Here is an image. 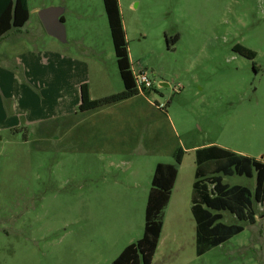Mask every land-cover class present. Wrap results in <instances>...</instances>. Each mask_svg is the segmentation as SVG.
Returning <instances> with one entry per match:
<instances>
[{"label": "rangeland", "instance_id": "1", "mask_svg": "<svg viewBox=\"0 0 264 264\" xmlns=\"http://www.w3.org/2000/svg\"><path fill=\"white\" fill-rule=\"evenodd\" d=\"M118 4L132 71L152 86L86 113L67 95L59 127L47 134L41 124L0 132V264H110L143 236L159 163L175 165L177 175L151 264H264V203L254 204L253 225L222 212L223 223L243 231L201 255L191 213L195 150L217 146L264 160V0ZM28 5L23 35L0 40L1 69L24 47L47 52L52 43L66 58L65 82L82 71L93 100L123 90L102 0ZM48 7L64 9L65 43L40 24L38 10ZM59 74L50 71L60 91ZM223 183L253 191L255 177L223 176Z\"/></svg>", "mask_w": 264, "mask_h": 264}, {"label": "trees", "instance_id": "2", "mask_svg": "<svg viewBox=\"0 0 264 264\" xmlns=\"http://www.w3.org/2000/svg\"><path fill=\"white\" fill-rule=\"evenodd\" d=\"M110 31L113 51L123 90L100 99H91L87 84L80 86L78 110L86 112L119 102L139 92L135 87L126 46L125 33L120 17L118 0H102ZM29 18L26 0H0V38L11 29L21 28ZM62 19V18H61ZM169 44V41L166 40ZM235 51L247 58L254 53L239 45ZM183 151L175 154L180 164ZM177 175L175 165L157 164L145 208L143 236L127 245L110 264H151L160 237L162 211L167 205ZM255 177L251 191L240 185L223 183V176ZM264 203V161L227 149L210 146L195 150V174L191 194V213L196 224L197 254L217 247L243 231L238 224H225L222 212L227 211L238 221L253 225L256 221L254 204Z\"/></svg>", "mask_w": 264, "mask_h": 264}, {"label": "crops", "instance_id": "3", "mask_svg": "<svg viewBox=\"0 0 264 264\" xmlns=\"http://www.w3.org/2000/svg\"><path fill=\"white\" fill-rule=\"evenodd\" d=\"M26 1L28 5V0ZM28 10L29 20L32 15L29 5ZM63 13L60 16L62 21H64ZM18 29L20 28L11 29L8 32L14 31L15 36H22L23 33L18 31ZM123 29H125L124 25ZM2 38L3 36L0 40ZM51 45L53 48L50 51L46 52L43 50V52L38 53L29 52L24 47V52L11 60L13 64L7 70L0 68V87L4 89L3 92L0 89V132L4 130L17 131L22 127L29 129L32 125L41 124L42 133L47 134L51 131V124H54L55 128L59 127L57 122L64 117L65 112L62 110V104L65 103L67 95H73L74 106L78 107L80 103V86L85 83L88 86L90 98H94L91 95V87L88 80L84 78L82 71L78 74L80 75L78 78L74 79L76 75H72L74 83L65 82L63 74L66 67V58L64 55L58 54L55 44L51 43ZM129 60L131 64L130 56ZM51 70L52 72H60L58 75L59 78L62 77V88L60 91L57 88H51ZM7 102L10 103V109H7L10 112L9 114L5 113ZM91 111L93 110L86 112ZM90 260V258H73L71 262L67 261L66 263L82 264L84 262L89 264Z\"/></svg>", "mask_w": 264, "mask_h": 264}, {"label": "water", "instance_id": "4", "mask_svg": "<svg viewBox=\"0 0 264 264\" xmlns=\"http://www.w3.org/2000/svg\"><path fill=\"white\" fill-rule=\"evenodd\" d=\"M64 9L62 7H48L38 12V18L47 35L61 43L66 42L65 28L60 19Z\"/></svg>", "mask_w": 264, "mask_h": 264}, {"label": "built area", "instance_id": "5", "mask_svg": "<svg viewBox=\"0 0 264 264\" xmlns=\"http://www.w3.org/2000/svg\"><path fill=\"white\" fill-rule=\"evenodd\" d=\"M134 84L138 92L143 91L144 89H150L152 84L148 80L147 76L144 73H134L132 71Z\"/></svg>", "mask_w": 264, "mask_h": 264}]
</instances>
